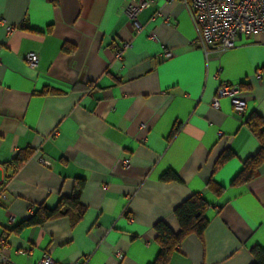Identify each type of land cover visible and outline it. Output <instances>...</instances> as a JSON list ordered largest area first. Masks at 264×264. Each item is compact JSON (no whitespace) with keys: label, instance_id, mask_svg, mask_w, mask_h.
<instances>
[{"label":"crops","instance_id":"1","mask_svg":"<svg viewBox=\"0 0 264 264\" xmlns=\"http://www.w3.org/2000/svg\"><path fill=\"white\" fill-rule=\"evenodd\" d=\"M126 2L0 0L14 26L0 25V250L16 264H41L44 254L54 264H152L155 224L178 232L175 207L199 193L209 223L167 264H251L250 248L264 246V163L250 182L232 180L260 148L245 120L264 119V31L207 53L181 0H153L139 32ZM224 81L241 87L244 111L229 97L212 106ZM225 150L234 156L219 166ZM168 170L180 180L163 181ZM75 194L85 207L76 224L72 208L20 227L40 205Z\"/></svg>","mask_w":264,"mask_h":264},{"label":"built area","instance_id":"2","mask_svg":"<svg viewBox=\"0 0 264 264\" xmlns=\"http://www.w3.org/2000/svg\"><path fill=\"white\" fill-rule=\"evenodd\" d=\"M172 1V0H167ZM189 9L191 17L197 29L198 43L208 53V49L215 51L226 50L237 45L239 37L249 35L258 31H264V0H181ZM153 0H127L125 5L126 16L135 24L136 31L141 30L139 14L145 8L151 6ZM0 25L4 26L7 32H12L14 26L0 17ZM132 43L126 41L115 53L117 59H122L125 50L131 47ZM165 56H172V51L166 50ZM39 60L36 52H29L26 56L28 65L34 67ZM241 87L228 82H221L212 99V106L220 107V99L229 97L235 109L244 111L246 101L240 97ZM145 127L146 124L141 125ZM43 165H49L44 157H38ZM130 158L123 159V164L128 166ZM7 199V190L0 185V204ZM127 211V209H126ZM125 211V213H126ZM133 221V217L129 216ZM4 241H2L3 244ZM41 264H54L49 254H44ZM0 264H16L10 257L0 250ZM71 264H87L85 261H75Z\"/></svg>","mask_w":264,"mask_h":264},{"label":"trees","instance_id":"3","mask_svg":"<svg viewBox=\"0 0 264 264\" xmlns=\"http://www.w3.org/2000/svg\"><path fill=\"white\" fill-rule=\"evenodd\" d=\"M67 49H70V47H67ZM245 124L259 140L260 148L257 153L251 155L243 162L242 169L232 180V184L238 185L253 180L259 173L261 165L264 163V119L259 114L253 113L245 120ZM174 134L175 130L171 132V136ZM233 156L234 153L232 151L225 150L220 155L217 165H223ZM17 160L22 161L24 157L19 156ZM161 179L163 181L180 180L178 175L172 170L166 171L161 176ZM207 188L216 193L222 190V187L213 179L208 181ZM209 206L210 204L205 197L199 193H194L174 209V215L180 224V230L178 232H174L165 221L161 220L155 224L154 229L159 251L152 264H167L173 253L179 249L181 243L187 236L195 234L201 237L203 235L209 223V219L206 216V211ZM72 208L79 210V216L72 221L74 225L79 221L85 211V207L79 202V195L76 194L63 198L54 208L40 205L28 219L20 224V227L41 225L52 218L68 213ZM250 251L254 257V261L251 264H264V246H252Z\"/></svg>","mask_w":264,"mask_h":264}]
</instances>
